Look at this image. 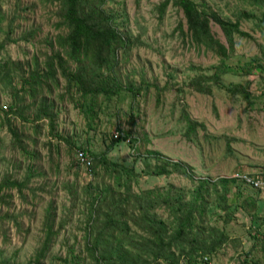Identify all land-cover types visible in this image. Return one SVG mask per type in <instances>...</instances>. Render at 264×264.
<instances>
[{
    "label": "rangeland",
    "instance_id": "374dc122",
    "mask_svg": "<svg viewBox=\"0 0 264 264\" xmlns=\"http://www.w3.org/2000/svg\"><path fill=\"white\" fill-rule=\"evenodd\" d=\"M60 1L0 0V264H94L87 241L96 240L100 227L87 224L91 196L123 190L127 183L143 198L147 214L172 231L175 217L193 212L197 227L191 236L209 264H235L246 256V264H264L259 247L249 251L254 232H261L256 225L264 224V189L236 181L222 209L216 191L204 185L202 211L197 204L188 209L201 178H232L237 171L264 175V0H195L198 8L238 24L232 44L213 20L210 37L194 40L175 0H108L104 6L126 46L117 50L112 70L98 76L111 89L107 93H85L62 69L48 70L47 58L61 49L59 35L69 30ZM64 65L77 69L73 61ZM36 68L43 76L35 78L39 84L21 89ZM48 109L56 114L53 128L42 112ZM118 131L138 141H113ZM78 149L105 154L108 162L95 158L91 176L77 160ZM153 152L182 164L170 166L168 175L151 174L163 162ZM150 189L156 203L149 212ZM164 198L181 210L174 214ZM100 231L107 242L97 252L115 245L112 236L123 243L128 238L112 227ZM175 248L177 262L161 257L157 263L189 264L177 243ZM104 264L121 263L113 257ZM134 264H154V257Z\"/></svg>",
    "mask_w": 264,
    "mask_h": 264
},
{
    "label": "trees",
    "instance_id": "16d2710c",
    "mask_svg": "<svg viewBox=\"0 0 264 264\" xmlns=\"http://www.w3.org/2000/svg\"><path fill=\"white\" fill-rule=\"evenodd\" d=\"M107 1L108 0H61V9L63 10L64 20L68 25L69 30L66 35H59L61 49L55 51L50 57L47 58L45 62V64L48 66V70L55 71V68L56 70L62 69V72L65 76L75 79L85 93L90 91L95 93L103 91L107 93L111 91V89L108 88V84H104L102 83V80H98V78L100 79L98 76H104L105 70L107 73L112 70V67L115 66L118 60L117 50L123 49L124 46H126L124 35L119 31V28L115 24L113 15L109 13L104 6L105 2ZM168 1L169 0H165L164 5H166ZM174 3L184 10L187 28L191 32L193 39L196 41H200L202 38H206L207 36L210 37L209 25L212 20L222 26L231 44L233 42V33H240L238 24L224 22L217 18L214 13L206 12V10L198 8L195 0H175ZM2 18H4V15L1 14L0 10V24ZM3 47L4 42H1L0 50ZM62 49H66L65 52L68 58L63 56ZM224 49L225 50L223 51V54L226 56L228 49L225 47ZM67 61H73V63L77 65L75 72L68 70L65 67L64 64ZM35 64L39 65L38 59H35ZM0 68L3 69L5 67L3 66ZM39 71L40 70L38 68L34 69L28 75V77H32L30 80L28 77L24 78V83L21 85V89H24L26 83L39 84V82L35 79L38 77H43L38 73ZM95 80L98 82H95ZM78 84L75 85L78 86ZM114 85L116 87L118 86L117 84ZM32 90L35 92L34 89ZM42 107V109H44L45 102H42ZM11 108L12 107H10L9 110ZM3 109L1 108L2 111H4ZM42 112L47 113V116L49 119H51L49 123L50 127L53 128V118L56 116V114L49 109L43 110ZM12 132L15 136H17L15 130H12ZM127 137H131V142H127L128 144L131 143V146H133L138 141V139L134 136H130L124 132L123 135L120 134L118 137H114L113 141L126 140ZM153 153H155L157 157H162L163 162H161V164H159L154 170H151V174L168 175L173 172L170 166L177 168L182 164L179 161L162 156L160 152ZM90 155L92 156L93 160L96 158L97 162H100V160L101 162H108L105 154L95 156V154L93 155V153L90 152ZM112 165L116 170L117 163L113 162ZM126 175L128 177H132L130 172H126ZM199 181L198 187L194 193L196 196H194V199L192 200L194 203H190L188 208L189 210L192 208H197V205H199L201 209L200 212L202 211L200 202L203 201L202 188L204 185H208L210 189L216 191L215 200L220 208H228V187L232 183H235L237 181L236 179L223 176L218 177L215 180L201 178ZM116 182L119 183L120 180L117 178ZM11 184L14 185L15 182H11ZM124 186L125 189L123 190L119 188H106L105 190L107 191L99 190V192H96L94 196H91L92 208H90V214H88L87 224L90 228L100 227L96 240L90 243L87 241V245L94 253V264H104V262H110L112 261L113 257H117L121 264H134L138 258L148 259L151 256L154 257V264H160L157 263V261L161 257L170 263L177 262L179 254H177V250L175 248L176 243L180 247L179 252L185 253L188 263L199 255H208L204 252H197L198 250L195 248L201 246H197V238L191 236L192 230L197 227L192 216L193 212L192 214L191 212H186L184 213L183 217H175L177 219H174L173 223L176 224V227L172 231L170 229L169 223H166L163 221V219H158L151 213L147 214V208L145 209L143 198L139 195H133L130 184L127 183ZM90 187H93L92 184H90ZM104 192L105 199H102L104 197ZM148 192L151 195L148 207L150 212L156 203V201L152 202V193L156 191L155 189H150ZM108 193L109 196L106 197ZM179 197L180 196L178 195L175 200H178ZM175 200L173 199V201ZM173 201L164 198V203L175 214V211H180L181 208L179 207L176 209V204L173 203ZM251 201L253 202V200ZM135 209L142 210H140L139 214H135ZM102 217L105 218V222ZM141 218L144 220H141ZM132 223L134 224V227L142 230L145 232V234H140L139 231H133ZM52 225L53 224L50 225L51 231H53ZM260 226H264V224L259 223L256 225V230L258 229L261 232H254L255 234L252 236L254 243L252 244V247L249 251L253 250L255 247H259L262 257H264V232L261 230ZM103 227H112L117 229L128 238H126L125 242L123 243L124 238H121V236H112L111 239L113 240L110 242V244L115 242V245L113 247L103 248V250L97 252L100 247L99 244L107 242L105 231H100ZM198 228L201 229L199 225ZM149 232L152 235H148L147 233ZM226 237L227 236L223 234V236H219L218 239H225ZM139 241H144L145 245L138 246ZM183 241H186L190 244L188 249L184 246ZM128 243H131V245H127ZM133 243H135L136 247H133ZM210 249L212 250L211 247H202V250L204 251H209ZM246 259L247 256L242 260L245 264ZM30 262L32 263V261ZM235 264H238V262L236 261Z\"/></svg>",
    "mask_w": 264,
    "mask_h": 264
},
{
    "label": "built area",
    "instance_id": "2783aa9c",
    "mask_svg": "<svg viewBox=\"0 0 264 264\" xmlns=\"http://www.w3.org/2000/svg\"><path fill=\"white\" fill-rule=\"evenodd\" d=\"M120 134L123 135V132L114 133V137H118ZM126 142H131V137H127ZM135 148V147H134ZM77 160L79 164L86 168L89 175L93 176L94 174V163L93 158L85 149L77 150ZM232 178L236 179L239 182H242L244 185L255 189L263 190L264 189V175H253L246 171H237L232 175ZM238 264H245L242 260L237 261ZM189 264H209V257L206 254L199 255L193 258Z\"/></svg>",
    "mask_w": 264,
    "mask_h": 264
}]
</instances>
